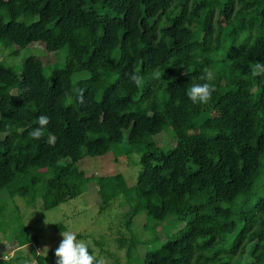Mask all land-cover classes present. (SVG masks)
<instances>
[{
  "label": "trees",
  "instance_id": "16d2710c",
  "mask_svg": "<svg viewBox=\"0 0 264 264\" xmlns=\"http://www.w3.org/2000/svg\"><path fill=\"white\" fill-rule=\"evenodd\" d=\"M31 43L66 57L59 65L30 54L19 71L0 61V192L42 211L92 183L99 212L122 197L127 235L112 238L114 252L106 234L88 245L112 264L120 250L125 264H264V75L251 76L264 64V0H0V50ZM204 68L215 91L207 104H193L187 92L204 82ZM41 115L50 123L34 140L28 132ZM167 130L174 143L164 151L154 138ZM124 131L127 153L141 152L134 184L78 167L121 143ZM17 208L0 203V233L13 214L19 247L0 263L53 264L58 246L38 252L39 235ZM142 214L144 239L132 229ZM169 218L183 224L161 240Z\"/></svg>",
  "mask_w": 264,
  "mask_h": 264
},
{
  "label": "rangeland",
  "instance_id": "374dc122",
  "mask_svg": "<svg viewBox=\"0 0 264 264\" xmlns=\"http://www.w3.org/2000/svg\"><path fill=\"white\" fill-rule=\"evenodd\" d=\"M30 54L39 56L44 55L43 57L45 61L53 59L54 62L57 61L59 65L64 63L66 57L63 49L48 56L44 54L43 43H31L27 48L18 50L17 53H13L12 49L0 50V61L7 66H12L16 71H19L23 59ZM54 62L53 64L51 63L50 66L47 65L46 72L48 75L53 70ZM169 131L170 130H167L154 138L164 151L168 148L170 142L174 143L172 137L168 138L170 135ZM123 139L124 140L121 143L112 145L110 150L104 155H85L78 161V167L84 170L88 176L113 175L120 173L124 176L128 185L134 184L142 167V164L140 163L141 152L131 151L127 153L126 131H124ZM93 185L94 184L92 183L90 185L91 187H87L80 196L44 211L34 209L32 206H26L24 200L20 197H15L11 200L6 189L0 192V203L7 207L9 213H11L13 208L16 206L18 207L17 209L20 210L23 223L28 225L29 231L36 232L39 235V244L34 247L38 252L45 254L44 248L47 246V253H49L53 247L59 245L63 237L60 235L61 232L54 229V224L59 222L66 226L64 231H75L82 234L80 237H77V239L91 245L92 247H94L95 238L101 234H106L108 236L107 241L110 243L106 245L105 248L114 252L115 247L112 243V238L120 234L127 235L124 219L121 214V210L124 208L121 209L123 198H116L109 207L99 212V206L96 205L95 201L96 193ZM9 218L10 228L8 232L6 234L0 233V255H12L14 254L15 249L19 248L13 237L14 232L18 229L17 220L13 214H10ZM145 222V216L142 214L132 226V229L138 230L137 232L142 235V239L149 235L148 233V235L146 234V231H140ZM182 224L183 222L176 224L171 218L160 223L158 233L162 238L161 240H164L174 230L176 231V229ZM159 244V240L154 241L151 243L150 248L158 247ZM138 247V252L142 255L145 252V246L139 245ZM250 247L251 246H249V248ZM20 250L23 255H27L30 250V245H25L21 247ZM249 251L250 249H247L244 256L245 260L249 259ZM115 254L121 256L120 264H125L124 250H120ZM53 258V264H55L56 257L54 254ZM104 258L106 264H112V258Z\"/></svg>",
  "mask_w": 264,
  "mask_h": 264
},
{
  "label": "clouds",
  "instance_id": "9594fccd",
  "mask_svg": "<svg viewBox=\"0 0 264 264\" xmlns=\"http://www.w3.org/2000/svg\"><path fill=\"white\" fill-rule=\"evenodd\" d=\"M203 74L199 77V80L203 83H196L187 92L188 98L193 104H207L212 98V94L215 91V84L213 83L215 77L214 74L207 68H204ZM129 80L139 86L142 82V77L138 74H128ZM264 75V64L257 62L251 69V76L256 77ZM78 101L83 104L84 96L83 90H78ZM50 118L47 115H41L38 117V126L32 128L28 135L34 140H42L45 136L44 129L49 125ZM9 134H11L9 132ZM55 142V137H49L47 143L49 145ZM60 235L63 237L58 247L54 250L56 257L55 264H106L104 257L99 255V250H96V254L93 255L89 252L88 244L77 239V232L64 231ZM45 256L48 252V247L44 248ZM7 260L8 257H3Z\"/></svg>",
  "mask_w": 264,
  "mask_h": 264
},
{
  "label": "built area",
  "instance_id": "2783aa9c",
  "mask_svg": "<svg viewBox=\"0 0 264 264\" xmlns=\"http://www.w3.org/2000/svg\"><path fill=\"white\" fill-rule=\"evenodd\" d=\"M5 256L8 257L7 255H5ZM5 256H4V257H5ZM2 260H3L4 262H7L5 259H2ZM7 260H8V259H7ZM0 264H3V263H0Z\"/></svg>",
  "mask_w": 264,
  "mask_h": 264
}]
</instances>
